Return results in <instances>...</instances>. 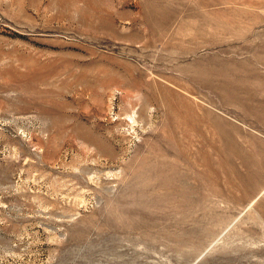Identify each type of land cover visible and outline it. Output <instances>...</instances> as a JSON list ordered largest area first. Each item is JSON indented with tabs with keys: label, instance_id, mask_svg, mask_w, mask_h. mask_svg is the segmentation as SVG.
I'll return each instance as SVG.
<instances>
[{
	"label": "rangeland",
	"instance_id": "1",
	"mask_svg": "<svg viewBox=\"0 0 264 264\" xmlns=\"http://www.w3.org/2000/svg\"><path fill=\"white\" fill-rule=\"evenodd\" d=\"M263 181L264 0H0V264H264Z\"/></svg>",
	"mask_w": 264,
	"mask_h": 264
},
{
	"label": "bare ground",
	"instance_id": "2",
	"mask_svg": "<svg viewBox=\"0 0 264 264\" xmlns=\"http://www.w3.org/2000/svg\"><path fill=\"white\" fill-rule=\"evenodd\" d=\"M260 172V171H259ZM252 179V178H251ZM256 179V178H255ZM252 180H254V179H252ZM253 183V182H252ZM254 185H256V182L254 183ZM262 189L264 188V181H263V183H262Z\"/></svg>",
	"mask_w": 264,
	"mask_h": 264
}]
</instances>
